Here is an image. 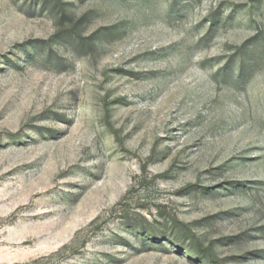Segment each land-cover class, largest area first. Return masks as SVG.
<instances>
[{
    "label": "rangeland",
    "instance_id": "rangeland-1",
    "mask_svg": "<svg viewBox=\"0 0 264 264\" xmlns=\"http://www.w3.org/2000/svg\"><path fill=\"white\" fill-rule=\"evenodd\" d=\"M196 244L264 264V0H0V264Z\"/></svg>",
    "mask_w": 264,
    "mask_h": 264
},
{
    "label": "trees",
    "instance_id": "trees-1",
    "mask_svg": "<svg viewBox=\"0 0 264 264\" xmlns=\"http://www.w3.org/2000/svg\"><path fill=\"white\" fill-rule=\"evenodd\" d=\"M195 249L196 250L192 254V257L195 260H198V261H201L207 264H219L212 258L213 252L210 247L203 248L200 244H196Z\"/></svg>",
    "mask_w": 264,
    "mask_h": 264
}]
</instances>
